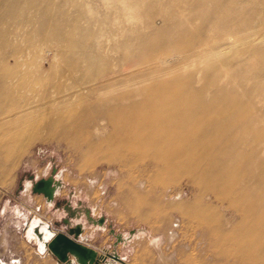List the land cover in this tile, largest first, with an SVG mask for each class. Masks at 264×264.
I'll return each mask as SVG.
<instances>
[{"label":"rangeland","instance_id":"374dc122","mask_svg":"<svg viewBox=\"0 0 264 264\" xmlns=\"http://www.w3.org/2000/svg\"><path fill=\"white\" fill-rule=\"evenodd\" d=\"M35 217L100 264H264V0H0V258L79 264Z\"/></svg>","mask_w":264,"mask_h":264},{"label":"water","instance_id":"95a60500","mask_svg":"<svg viewBox=\"0 0 264 264\" xmlns=\"http://www.w3.org/2000/svg\"><path fill=\"white\" fill-rule=\"evenodd\" d=\"M45 228L51 233L48 240H45ZM35 232L39 240L45 241L46 248L55 254L62 262H67L70 258V254H72L79 264H100L99 259L102 257H100L97 250L78 242L66 233L56 232L48 222L41 218L38 225L35 227ZM41 250L44 251L43 249ZM112 257L116 260H120L117 255H112Z\"/></svg>","mask_w":264,"mask_h":264},{"label":"bare ground","instance_id":"6f19581e","mask_svg":"<svg viewBox=\"0 0 264 264\" xmlns=\"http://www.w3.org/2000/svg\"><path fill=\"white\" fill-rule=\"evenodd\" d=\"M119 98L118 97H114V101L118 102ZM109 120H111V123H112V127L115 128V129H119L120 127V124H119V121L114 118L113 119V116L112 115H109ZM129 130H134V127H129L128 128ZM157 155V154H156ZM159 157V156H158ZM157 157V158H158ZM163 157V156H162ZM165 158V157H164ZM170 159V158H169ZM168 160V159H167ZM166 160V161H167ZM169 162V160H168ZM160 163V162H159ZM160 165V164H159ZM37 191L40 192V193H43L47 199H49L48 202H51L55 196H56V193L57 191L59 190V184H56L54 183L53 179L52 180H44L42 182H40L38 185H37ZM218 196V195H217ZM40 221V218L38 217H35L30 223H29V228L27 230V235L31 238V239H35L36 241H38L39 243V246L41 249L43 250H47L46 248V244H45V241H41L39 240L38 238V235L37 233L35 232V227L38 225ZM45 240H48L49 237L51 236V233L50 231H48L46 228H45ZM0 264H5L1 258H0Z\"/></svg>","mask_w":264,"mask_h":264}]
</instances>
